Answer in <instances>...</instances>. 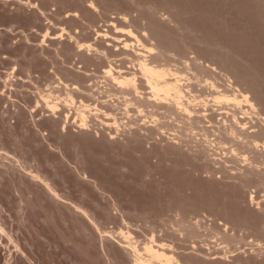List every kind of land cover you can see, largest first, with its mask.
Here are the masks:
<instances>
[{
  "label": "rangeland",
  "instance_id": "obj_1",
  "mask_svg": "<svg viewBox=\"0 0 264 264\" xmlns=\"http://www.w3.org/2000/svg\"><path fill=\"white\" fill-rule=\"evenodd\" d=\"M128 28L158 45L153 51L162 47L171 66L198 57L211 74L220 70L264 113V0H0V264H135L125 242L144 246L152 236L184 264H264V158L254 169L209 150V135L228 136L217 111L207 110L213 126L206 107H194L189 116L201 110L194 124L205 127L193 130L187 113L174 119L154 108L160 131L149 126L153 108L129 100L134 94L105 91L109 58L131 66L122 53L121 38L135 39ZM89 42L93 50L80 49ZM81 100L90 104L88 130L78 125ZM54 101L57 112L48 107ZM117 103L138 123L125 122L129 113ZM108 109L122 116L120 130L105 123L113 122Z\"/></svg>",
  "mask_w": 264,
  "mask_h": 264
},
{
  "label": "bare ground",
  "instance_id": "obj_2",
  "mask_svg": "<svg viewBox=\"0 0 264 264\" xmlns=\"http://www.w3.org/2000/svg\"><path fill=\"white\" fill-rule=\"evenodd\" d=\"M129 20V19H128ZM113 23V22H112ZM114 25H115V23H113ZM116 28H118V27H116ZM119 28H120V26H119ZM122 28V27H121ZM120 28V29H121ZM125 28V27H124ZM124 28H122L123 30H125ZM119 29V30H120ZM148 29V28H147ZM118 30V29H117ZM118 30V31H119ZM122 30V31H123ZM117 31V32H118ZM121 31V30H120ZM121 31V32H122ZM127 31L129 32V34H132V36L131 35H129L131 38H135L134 39V41H130V40H127V39H125V38H121L122 39V41H123V43H122V53H125V54H127V57L130 59L129 60V64H131V66L130 67H127L126 66V64H125V66H123L124 64L123 63H121V64H119V62H117L119 65H117L116 63H114L113 61H115V60H113V57H112V59L111 58H109L110 59V61H109V65H108V67H106V69H105V67H104V75H105V78L107 77V78H109V81H111V83L108 81V85L110 86H108L109 87V89H108V87H107V89L105 90V91H112L113 89L115 90V91H112V93H114V94H116V96H118L120 93H122V95L120 94V96H126V94H134L133 95V100H132V96H131V99H129L131 102H135V100H137L136 102L139 104L138 105V108H137V105L136 106H131V104H129V100L128 99H126V100H128V104L130 105V107H129V109L131 108V107H134V108H137V109H141V108H139V106L141 107H147V106H149V107H147V108H149L150 109V107H151V109H152V113H148L150 110H146V109H144L145 110V115H147V116H149L148 114H150V116H151V114H152V116L153 117H151L152 118V120H151V123H150V121L148 120V123L147 124H149V126H150V129H151V125L153 126V125H158V127H159V130L161 131L162 130V124L164 123V119H162L161 120V122H160V120L158 119V118H160L161 119V117H159V115L155 112V111H159V114L161 113L162 114V117H163V113H164V111H161L162 109L161 108H164L165 109V111H168V112H165V115L166 114H168L169 113V117H171V116H173V118L174 119H176L175 117L177 116V115H175V114H177V112L176 111H178V113H179V111L182 113H179V115L180 116H183L184 117V115H183V113L185 114V113H187L188 114V116L187 117H190V116H193V111L195 110V108L194 107H199V105H202V107L200 108L201 110H203V108L204 107H206V109H204L205 110V112H203V113H198V115H199V118H201L202 117V115L200 116V114H203V116H204V118H206L205 120H207L208 119V122H213V120H212V118L208 115V114H210L211 115V113L212 112H210V113H208L207 112V110H208V108H209V110H213V111H217L218 112V114L220 115V118H219V123L221 124L220 126H224V128L226 129V132L228 133V136H227V134H226V132H224L226 135H224L225 137H227L225 140L224 139H220L219 141H218V139H217V141H216V139H213L214 138V135H209L210 136V139L208 140V145L211 147H208V149L209 150H211L212 149V147H214V148H220V149H223L224 150V154H226L227 155V161L229 160V162H231L230 160H232V158H234V157H240L241 159H239V160H242L243 162H245L246 163V161H249L248 163H250V164H248V165H251L252 164V167L255 169L256 168V166H258L257 164L259 163L260 164V166H263V164L261 163V158H264V116L262 117V115L264 114H262L260 111H262L261 109L260 110H258V108H257V102L255 103L254 102V100H252V98H251V96L249 95V93L248 92H246V91H244V89H242V87H240L241 85H238V83H235L234 81H231L232 80V78H230V77H227L226 75H221V76H225V78L227 77L228 79H229V82L227 83V81H228V79H227V81L224 79V77H220V75L218 74V72H220V70L218 71V69H217V73L216 72H214V71H216V70H214L215 68H214V66H212L211 68V70H214L213 72H212V74H211V72H210V65H208V67H206V65H204L205 63H202L203 65H201V62H199L200 60H198V62H197V58L194 60V62H193V64H195V65H193L194 66V73H192L191 74V71H193V70H191L190 71V69H193V66H192V64L191 65H189V64H186L187 63V60H185V63H184V60H183V64H186L187 65V70H188V67H189V71H190V74H191V76H190V74L188 75V74H185L184 72H186L187 70L185 69H183V66H186V65H182L181 66V69H180V67H178V61L176 60L175 62H177L176 64L175 63H173L174 65V67L173 66H171L172 64V62H170V60H169V58H167V56L165 57V55H166V53H165V55L164 54H162V55H164V56H162L161 57V53H163V51H160L161 50V48L162 47H160V50L158 49V50H156L157 51V54H156V51H153L154 49H155V45L153 44V46L154 47H152V45L151 46H149V44L147 43V42H145V41H143L142 40V38L140 39L139 37L140 36H137L134 32H133V30H131V28L129 29H127ZM109 32V31H108ZM116 32V31H115ZM124 32V31H123ZM122 32V33H123ZM136 32V31H135ZM148 32V31H147ZM98 33H99V31H98ZM126 33V32H125ZM124 33V34H125ZM114 35H116L115 33H113ZM128 34V33H127ZM149 34V35H148ZM147 34V36H148V38H150V33H148ZM99 35H102V37L104 36L105 38H110L111 36H112V34L110 35L109 33H107V32H103V31H101L100 33H99ZM113 35V37H112V39L113 38H117L118 39V37H119V35L117 36H114ZM143 35V34H142ZM144 37H145V34L143 35ZM158 36V35H157ZM143 37V38H144ZM120 38V37H119ZM132 39V40H133ZM144 40H145V38H144ZM121 41V42H122ZM111 42V41H110ZM114 41H112V43H113ZM118 42V41H117ZM120 42V43H121ZM145 42V43H144ZM120 43L118 44L119 45V47H118V45L116 46V51H117V49H119V48H121V46H120ZM152 43V42H151ZM163 43V42H162ZM108 44H110V43H108ZM114 44V43H113ZM112 44V45H113ZM115 44H116V42H115ZM114 44V45H115ZM111 45V44H110ZM87 46V48H89V49H92L91 47L93 46L92 45V43H81L80 44V49L82 50V48L84 49L85 47ZM157 47L156 48H159L158 47V45H156ZM87 48H85V49H87ZM174 48V47H173ZM93 49H94V47H93ZM92 49V50H93ZM105 50V49H104ZM121 50V49H120ZM160 52V54H159V52ZM168 51V50H167ZM101 52V51H100ZM104 52V51H103ZM106 52H107V50H106ZM119 52V51H118ZM152 52H154V55H152L153 53ZM111 53V52H110ZM109 53V54H110ZM150 53H152L151 55H149ZM169 53H170V51H169ZM104 54H106V53H104ZM107 54H108V52H107ZM108 54V55H109ZM116 54V53H115ZM120 54V53H119ZM172 54V53H171ZM103 55V54H102ZM122 55V54H121ZM131 55V56H130ZM106 57H107V55H105ZM120 56V55H119ZM126 56V55H125ZM125 56H123V58L125 57ZM101 57H103V56H101ZM109 57H111L110 55H109ZM115 57V56H114ZM117 57V56H116ZM115 57V58H116ZM122 57V56H121ZM121 57L119 58V59H121ZM165 57V58H164ZM168 57H170V55L168 56ZM172 57V56H171ZM170 57V58H171ZM184 57V56H183ZM108 58V57H107ZM118 58V57H117ZM167 58V59H166ZM180 58V57H179ZM185 58V57H184ZM188 58V57H187ZM172 59V58H171ZM113 60V61H112ZM166 60H169V61H166ZM173 60V59H172ZM171 60V61H172ZM116 61H117V59H116ZM115 61V62H116ZM122 61V60H121ZM120 61V62H121ZM123 61H127V58L125 57V60L123 59ZM122 61V62H123ZM188 61H190L189 59H188ZM205 61V60H204ZM124 62V63H125ZM170 62V63H169ZM191 63V62H190ZM123 64V65H122ZM171 64V65H170ZM179 65H181V64H179ZM189 65V66H188ZM177 66V67H176ZM190 66H192V67H190ZM197 68V70H195ZM186 73H189V72H186ZM200 73H203V75L202 74H200ZM216 73V77L215 78H217V79H219V81L221 80L222 81V79L223 80H225L226 81V83H222L221 81L219 82L218 80H216L215 78H214V74ZM221 73V72H220ZM219 76H218V75ZM222 74H224V72L222 73ZM202 75V76H201ZM221 78V79H220ZM107 80V79H106ZM61 81H62V79H61ZM64 82V81H63ZM107 82V81H106ZM67 83V82H66ZM110 83V84H109ZM197 84H199V85H201L202 87V89H199V88H197L196 89V85ZM143 85H146V88L147 89H149V91L147 90V96L145 95V93H143L146 89H142V88H144V86ZM195 85V86H194ZM76 87V86H75ZM74 87V88H75ZM113 87V88H112ZM198 87V86H197ZM200 87V86H199ZM67 88H68V85H67ZM76 88H79L78 86L76 87ZM99 88H101V87H99ZM103 88V87H102ZM106 88V87H105ZM101 90V89H100ZM143 90V91H142ZM118 92H120V93H118ZM148 92L150 93V95L148 96ZM104 93V92H103ZM105 93H109V92H105ZM111 93V95L110 96H112L113 94ZM117 93H118V95H117ZM110 94V93H109ZM108 94V95H109ZM123 94H125V95H123ZM135 95H137L138 97H140V99H137V97H135ZM68 96H69V101H67V103L69 104V105H72L73 106V104L75 103V97L73 96V94L71 93V92H69V94H68ZM128 96V95H127ZM129 97V96H128ZM126 98V97H125ZM47 99H48V97H47ZM50 100V99H49ZM123 100V99H122ZM121 100V101H122ZM139 100H140V102H139ZM51 101V100H50ZM85 100H81V103L82 104H80L81 106L83 105L84 107V109L82 108L81 109V107H77V109H80V110H77L78 111V118H79V126H80V128H82V129H85V130H88L89 128H91V126H90V121H91V119H90V115H88L87 113H86V107H89L90 106V104H89V106H88V104H86V103H88V102H84ZM97 101V100H96ZM101 102V101H100ZM103 102H105V101H103ZM102 102V103H103ZM109 102V101H108ZM107 102V103H108ZM135 102V103H136ZM54 103H55V101H54ZM66 103V105L68 106V104ZM121 103V102H120ZM120 103H117V105L115 104H111V106H115L116 107V109L118 108H120V107H117L118 106V104H119V106L122 104H120ZM134 103V104H135ZM50 104V103H49ZM51 104H52V102H51ZM58 104H60V103H55V104H53V105H48V107L49 106H51L50 108H52V110L54 111V112H57V110L59 109V105ZM109 104L110 103H108V106H109ZM127 104V103H126ZM126 104H125V106H126ZM128 104H127V106H128ZM134 104H132V105H134ZM80 105H78V106H80ZM100 105H101V103H100ZM145 105V106H144ZM94 106V105H93ZM91 106L92 107V109H94V107L96 106ZM98 106H99V104H98ZM105 106V105H104ZM107 106V107H108ZM113 106V107H114ZM126 106V107H127ZM192 106H193V110H192ZM207 106H210V107H207ZM102 107H103V105H102ZM101 107V108H102ZM125 107V108H126ZM90 108V107H89ZM98 109H97V113H98V110L100 109L101 110V108L100 107H97ZM106 107H104V109H105ZM123 108V107H122ZM122 108L121 109H119L120 110V112H121V110H122ZM154 108L156 109V108H158V110L156 109L155 111H154ZM63 109V108H62ZM61 109V110H62ZM95 109H96V107H95ZM114 109V108H113ZM124 109V108H123ZM161 109V110H160ZM197 109V108H196ZM199 109V108H198ZM197 109V110H198ZM103 110V109H102ZM106 110V109H105ZM127 110V109H126ZM138 110V111H139ZM201 110H199V111H201ZM88 111V110H87ZM108 111H109V109H108ZM116 111V110H115ZM115 111H114V114H116V113H118V112H116L115 113ZM127 111H129V110H127ZM196 111V110H195ZM199 111H197V112H199ZM91 112V111H90ZM113 112V111H112ZM112 112H107V111H104V113L103 114H107L106 116H108L111 120H112V118H113V122H110V121H106L105 122V120H103V122H105L108 126L110 125L111 127L113 126H115L116 127V129H119V125H121L122 124V122L120 121L119 122V120L120 119H122L121 117H118L119 116V114H117V116L116 115H114V114H112ZM123 113L125 112V109L122 111ZM121 112V113H122ZM140 112V111H139ZM144 112V111H143ZM142 112V113H143ZM197 112H195V113H197ZM207 112V113H206ZM217 112H215V113H213V115L214 114H216V115H218L217 114ZM97 113H95L96 115H98ZM126 113H129L128 115H127V117H125V115H126ZM126 113H124V114H122V115H124V117L125 118H127V121H125V122H127L128 124H129V121L128 120H131L132 119V121H130L131 122V124L130 125H134L135 123H138L137 121L135 122V118H134V121H133V115H132V113L129 111V112H126ZM130 113H131V116H130V119H128L129 118V115H130ZM146 113H148V114H146ZM172 113V114H171ZM174 113V114H173ZM194 113V119H193V117H190V118H192V119H190V120H193V126H194V128H193V130L195 129V127H198V126H195V124H194V122L196 121L195 120V118H196V116H198L197 114H195ZM92 114V113H91ZM101 114H102V112H101ZM100 114V115H101ZM140 114L141 113H139V116H140ZM155 114H157V117H156V115ZM160 114V115H161ZM187 114H185V116L187 115ZM70 113L68 114V113H66V116H65V124H64V128H66V123L67 122H69L70 121ZM171 115V116H170ZM178 115V116H179ZM190 115V116H189ZM212 115V116H213ZM92 116V115H91ZM95 116V115H94ZM168 116H166L167 118H168ZM175 116V117H174ZM177 116V117H178ZM215 116V115H214ZM141 117L142 118H144V119H146L147 117H145L144 115H142L141 114V116H140V119H141ZM217 117V116H216ZM99 118H101V117H98V119ZM120 118V119H119ZM199 118H197V123H198V121H199V123L201 124V122L200 121H202V123H203V120L201 119H199ZM203 118V119H204ZM215 118V117H214ZM258 119V123L256 122L255 123V121ZM102 119V118H101ZM104 119V118H103ZM148 119V118H147ZM150 119V118H149ZM159 120V121H156V120ZM188 120H189V118H187ZM186 119V120H187ZM217 119L218 118H216V121H217ZM255 119V120H254ZM137 120V119H136ZM167 120V119H166ZM204 120V121H205ZM254 120V121H253ZM139 121V120H138ZM124 122V121H123ZM132 122L134 123V124H132ZM143 123L144 122H147V121H142ZM156 122H158L157 124H156ZM205 122H207V121H205ZM204 122V123H205ZM207 122V123H208ZM215 122V121H214ZM121 123V124H120ZM142 123V124H143ZM159 123H160V126H159ZM162 123V124H161ZM167 123V121H165V124ZM169 123V122H168ZM192 123V122H191ZM196 123V124H197ZM255 123V124H254ZM146 124V127H145V129L147 128V125ZM217 123H215V124H213L212 123V125L213 126H215ZM124 125V124H123ZM164 125V124H163ZM169 125V124H168ZM199 125V124H198ZM211 125V124H210ZM219 125V124H218ZM165 126V125H164ZM187 126V125H186ZM191 126V125H190ZM200 126V125H199ZM121 127H122V125H121ZM127 127V126H126ZM154 127V126H153ZM152 127V128H153ZM157 127V126H156ZM201 127H205L204 126V124H203V126H202V124H201V126L200 127H198V129H201ZM206 129L205 130H208V128L209 127H211V126H207L206 125ZM221 127V128H222ZM140 128H141V125H140ZM155 128V127H154ZM161 128V129H160ZM167 128V127H166ZM179 128V127H178ZM183 128V127H182ZM212 128V127H211ZM211 128H209V129H211ZM191 129V128H190ZM225 129H223V131L225 130ZM120 130V129H119ZM122 130V129H121ZM147 130V129H146ZM167 130V129H166ZM165 130V134L167 133V131ZM202 130H204V128H202ZM148 131V130H147ZM176 131V130H175ZM201 131V130H200ZM214 131V130H213ZM217 131V130H216ZM222 131V132H223ZM208 132H209V130H208ZM210 132H212V130H210ZM159 133V132H158ZM163 133L164 132H162L161 134L163 135ZM203 133V132H202ZM208 134L207 133V131H204V133L203 134ZM221 132H220V129H219V133H218V135L220 134ZM160 134V133H159ZM168 134V133H167ZM198 134V133H197ZM200 134V133H199ZM198 134V135H199ZM210 134V133H209ZM216 134V133H215ZM202 135V134H201ZM165 136V135H164ZM205 136H207V138H209L208 137V135H205ZM204 136V137H205ZM221 136V135H220ZM212 137V138H211ZM216 137V136H215ZM219 138V137H218ZM221 138H223V137H221ZM179 139V138H178ZM196 139V138H195ZM203 141H204V139H202ZM188 142V141H187ZM205 142V141H204ZM191 143V142H190ZM195 143V142H194ZM203 143V142H202ZM180 144V143H179ZM187 145V144H186ZM202 145V144H201ZM204 146L205 145H203V148H204ZM199 148V147H198ZM213 148V149H214ZM218 148V149H219ZM215 149V150H216ZM222 150V151H223ZM213 151V150H212ZM219 151V150H218ZM221 151V152H222ZM197 152H199V151H197ZM206 152V151H205ZM209 152V151H208ZM211 152V151H210ZM216 152V151H215ZM250 152H253L254 153V155H252V157H250V156H248V153H249V155L251 154ZM200 153V152H199ZM205 154H207V153H205ZM221 153H219V155H220ZM202 155V154H201ZM204 155V154H203ZM212 155V154H211ZM217 155V154H216ZM218 155V156H219ZM213 157V155L211 156V158ZM223 157V156H222ZM210 158V157H209ZM208 158V159H209ZM217 158V157H216ZM215 158V159H216ZM213 159V158H212ZM223 159V158H222ZM211 160V159H210ZM218 160V159H217ZM217 160H216V162H217ZM225 160V159H224ZM234 160V159H233ZM245 160V161H244ZM215 161V160H214ZM262 161H263V159H262ZM215 162V163H216ZM224 162V161H223ZM228 163V162H227ZM226 163V164H227ZM220 162H219V166H220ZM225 164V165H226ZM240 164V163H239ZM242 164V163H241ZM262 164V165H261ZM222 165V164H221ZM231 165V164H230ZM229 165V167H231ZM227 166V165H226ZM241 166H243V165H241ZM255 166V167H254ZM221 167V166H220ZM234 167V166H233ZM238 167H239V165H238ZM251 167V166H250ZM222 168V167H221ZM248 168H249V166H248ZM232 169H234V168H232ZM231 169V170H232ZM236 169V168H235ZM242 169V168H241ZM244 169H245V167H244ZM257 169V168H256ZM216 170V169H215ZM226 170H229V169H226ZM249 170V169H248ZM264 170V169H263ZM258 170H256V172H257ZM226 172V171H225ZM243 172L245 173V171L243 170ZM243 172L241 173V174H243ZM236 173V172H235ZM234 173V175H236ZM251 173H252V171H251ZM262 173H263V171H262ZM247 174V173H246ZM253 174V173H252ZM256 174H258V173H256ZM37 175V174H36ZM258 175H260V173L258 174ZM262 175V174H261ZM40 176V175H39ZM242 176H245V174L244 175H242ZM250 176V175H249ZM234 177H236V176H234ZM261 177V176H260ZM240 178V177H239ZM242 178V177H241ZM263 178H261V180H262ZM243 184H245V183H243ZM47 185H48V183H47ZM245 186V185H244ZM47 187H49V186H47ZM49 189V188H48ZM51 189H52V187H51ZM51 189H50V191H51ZM53 191H54V189H52ZM52 191V193H54ZM254 198V197H253ZM174 224H175V222H174ZM182 225V224H181ZM199 225V224H198ZM179 227V226H178ZM184 227V226H183ZM191 227H193V226H191ZM194 228H195V226H194ZM193 229V228H192ZM196 229V228H195ZM190 231H191V229H189ZM197 230V229H196ZM123 231V230H122ZM121 231V232H122ZM193 232L192 233H195L194 232V229L192 230ZM123 233V232H122ZM121 233V234H122ZM190 233V232H189ZM197 233V232H196ZM126 234H131L130 233V231L128 230V233L126 232ZM154 234V233H153ZM123 235V234H122ZM129 235H127V236H129ZM133 235V234H132ZM155 235V234H154ZM194 235H196V234H194ZM126 236V235H125ZM197 236H198V234H197ZM200 236V235H199ZM132 237V236H131ZM126 238V237H125ZM130 238V237H129ZM128 238V239H129ZM132 238H134V237H132ZM130 239V240H132V241H134L133 239ZM127 240V239H126ZM126 240H124V241H126ZM193 240V239H192ZM138 242V241H137ZM127 245L126 246H128V248L131 250V252H132V255H133V262L135 263V264H184L183 262H182V260L181 259H179L178 258V256L177 255H175L176 253L175 252H170V251H168L169 249V247H170V245L168 244V242L166 243V242H163V241H161V240H158V239H156L154 236H152L151 237V239L148 241V242H145V243H143V244H145L144 246L142 245V246H137V244L135 245L133 242H131V241H126L125 242ZM121 245H123V243L121 244ZM126 246H124V247H126ZM140 247H142V248H140ZM171 248V247H170ZM168 249V250H167ZM172 249V248H171ZM170 249V250H171ZM173 249H174V247H173ZM143 250V251H142ZM174 251V250H173ZM131 252L129 253V254H131ZM175 253V254H174Z\"/></svg>",
  "mask_w": 264,
  "mask_h": 264
}]
</instances>
